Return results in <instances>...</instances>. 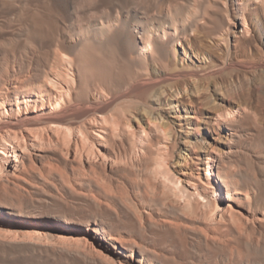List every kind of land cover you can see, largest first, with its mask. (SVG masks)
<instances>
[{"label":"bare ground","instance_id":"bare-ground-1","mask_svg":"<svg viewBox=\"0 0 264 264\" xmlns=\"http://www.w3.org/2000/svg\"><path fill=\"white\" fill-rule=\"evenodd\" d=\"M251 1L264 9V0H241L235 11L228 0H188L145 27L143 17L131 23L136 12L120 8L113 23L91 30L77 26L65 0L64 15L50 10L45 28L30 25L19 41L0 43L5 54L32 55L25 67L14 55L0 65V264H182L156 243L212 253L225 248L222 230L237 233L244 252L259 248L240 210L250 195L239 191L234 173L213 152L204 155L202 175L185 159L174 168L175 138L163 122L165 112L187 118L179 107L192 84L194 93L205 92L196 84L225 68L213 56L185 62L186 50L202 51L194 33L219 48L217 39L232 31L247 38ZM224 52L231 56L228 42ZM127 97L149 98L144 114L110 113ZM242 111H214L212 122L232 125Z\"/></svg>","mask_w":264,"mask_h":264},{"label":"rangeland","instance_id":"rangeland-1","mask_svg":"<svg viewBox=\"0 0 264 264\" xmlns=\"http://www.w3.org/2000/svg\"><path fill=\"white\" fill-rule=\"evenodd\" d=\"M70 1L78 14L77 26L80 29L88 28L91 30L98 28V23L101 20L113 23L120 8H124L125 11L133 10L136 12V18L132 15L133 13L129 15L131 23L135 22L136 19L139 23L138 19L143 17L144 21L140 25L145 27L146 24L151 26L154 22L162 23L163 19L158 15L162 14L168 7L172 9L176 4L185 7L189 4L188 0H127L126 3L124 0H114V2L113 0ZM59 2L61 3L60 6L55 0H0V43L5 40L19 41V31L30 25L45 28L47 24L45 19L50 10L59 11L64 15L65 0H59ZM228 3L230 9L235 11L241 0H228ZM246 19L250 27V34L247 38H243L237 30L228 34L226 40L232 50L229 57L224 52L227 42L223 37L217 39L218 44L222 46L219 48L215 46L216 41L210 38L208 34L202 31L195 32L194 34L198 38L197 45L201 47L202 51L195 50L194 55L186 50L188 48L192 50V44L185 42V50L188 51L185 62H190L189 56L194 61L196 59L201 61L213 56L214 64L225 68L221 71L222 73L213 76V79L210 78L208 81L204 79L196 84L198 89L208 88L205 92L201 90L199 94L194 93L192 90H195V84H192V90L190 87V92L185 95L187 96L186 99H182L179 107L180 116H187V118L179 120L175 118L174 114L165 112L163 113L165 117L163 122L168 121L171 124L170 129L175 138V152H177L175 153L174 168L180 169L185 159L191 164L192 172L194 175L196 174V177L202 175L208 171L204 155L213 152L221 157V165L234 173L238 181L239 191L242 194L250 195L249 203L243 200L240 210L251 219L250 222H253L248 223L245 227L247 234L259 242V248L244 252L241 239L237 233L231 230L219 232L225 240V248L212 253H206L204 250L198 253L189 248L178 246L169 248L165 242L156 243L157 249L169 250L182 264H264V9L255 1H251L246 11ZM189 34L193 35V33ZM3 50L0 47V65L6 62L12 64L14 55L25 67L32 57L23 49H17L7 54ZM179 51L180 56L183 57V47ZM36 58L38 59V68L42 69L45 65L42 54L38 52ZM242 66L246 68H242ZM149 101V98H144V100L121 98L113 103L114 106L111 105L109 111L113 115L123 118L130 113L142 115L144 114L143 107ZM236 105H239L243 111L232 125L218 126L213 124L214 111H224ZM214 168L215 163L209 167L210 172H213Z\"/></svg>","mask_w":264,"mask_h":264}]
</instances>
